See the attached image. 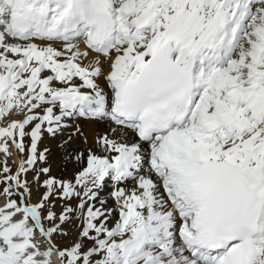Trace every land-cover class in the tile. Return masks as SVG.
Returning <instances> with one entry per match:
<instances>
[{
    "label": "snow or ice",
    "instance_id": "6c2138e0",
    "mask_svg": "<svg viewBox=\"0 0 264 264\" xmlns=\"http://www.w3.org/2000/svg\"><path fill=\"white\" fill-rule=\"evenodd\" d=\"M0 153V264H264V0H0Z\"/></svg>",
    "mask_w": 264,
    "mask_h": 264
},
{
    "label": "bare ground",
    "instance_id": "6f19581e",
    "mask_svg": "<svg viewBox=\"0 0 264 264\" xmlns=\"http://www.w3.org/2000/svg\"><path fill=\"white\" fill-rule=\"evenodd\" d=\"M100 83L103 85V83H104L103 80H101ZM102 127H103V125H97V124H91V123H85V125H84L85 131L88 134H91L93 129H99ZM67 134L68 133H65V135H67ZM44 146H48L52 150V154L49 156V162L52 164V174L54 176H57V177L71 176L73 171H74V167L71 164L65 165L62 163L61 153L57 149V140L49 138L46 135L44 140L40 144V148L43 149ZM10 148L13 151L14 165L16 167L19 163V158H18V155H17L15 148L14 147H10ZM0 159H2V154H0ZM31 178H32L31 175H29L28 179L31 180ZM3 188L4 187L0 186V190H2ZM33 192H34L33 199H35L36 198L35 186H33ZM107 193H108V189L106 188L101 193V195L104 196L105 198H107ZM3 203H4V198L2 196H0V205H2ZM57 203H58V205L60 204L59 201H57ZM108 206L114 207V201L112 199H108ZM65 228L69 231V236H67V237H62L59 235L54 236L56 243L60 246L68 245L69 243H71V241L77 235V226L75 224H71V223L66 224ZM53 260L55 263H57V264L59 263V261L57 260L56 257H53Z\"/></svg>",
    "mask_w": 264,
    "mask_h": 264
},
{
    "label": "rangeland",
    "instance_id": "374dc122",
    "mask_svg": "<svg viewBox=\"0 0 264 264\" xmlns=\"http://www.w3.org/2000/svg\"><path fill=\"white\" fill-rule=\"evenodd\" d=\"M10 150V149H9ZM13 160H11V159H9V165H11V166H13ZM41 179H43V177H41ZM41 191H43V189H41ZM57 203V202H56ZM57 212H59L61 209H60V204L58 205V203H57V207H56V209H55ZM53 257H55V256H53ZM53 257H52V264H57V263H55L54 262V260H53ZM59 264V263H58Z\"/></svg>",
    "mask_w": 264,
    "mask_h": 264
}]
</instances>
